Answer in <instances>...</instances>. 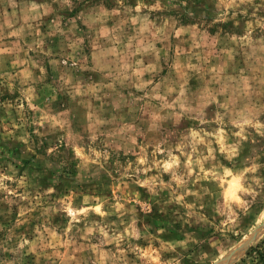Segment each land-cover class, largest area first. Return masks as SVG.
Listing matches in <instances>:
<instances>
[{
    "label": "rangeland",
    "instance_id": "obj_1",
    "mask_svg": "<svg viewBox=\"0 0 264 264\" xmlns=\"http://www.w3.org/2000/svg\"><path fill=\"white\" fill-rule=\"evenodd\" d=\"M0 264H264V0H0Z\"/></svg>",
    "mask_w": 264,
    "mask_h": 264
}]
</instances>
